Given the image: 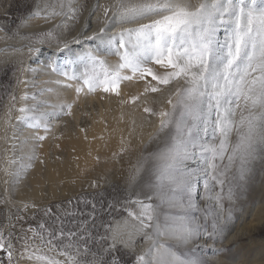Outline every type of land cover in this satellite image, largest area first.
<instances>
[{"label": "snow or ice", "instance_id": "obj_1", "mask_svg": "<svg viewBox=\"0 0 264 264\" xmlns=\"http://www.w3.org/2000/svg\"><path fill=\"white\" fill-rule=\"evenodd\" d=\"M76 3L77 0H53L42 10L38 7L29 18L43 16L47 22L59 16L61 24L66 25V22L77 18ZM97 7H100L99 0L90 14ZM103 15L105 26L100 27L99 34L94 32L83 39L100 40L109 51L115 48V54L119 55L117 64L107 66V62L99 59L92 49L72 52L71 44L81 43V33L71 42L58 44L59 52L69 53L65 58V70L60 71L57 58L50 59L49 66L66 80H83L89 92L99 88L104 93L119 96L122 81H142L143 91L132 96L130 102H136L149 93H159L163 86L173 81L184 80L187 87L176 89L172 94L175 101L172 96L167 100L170 110L155 112L150 106L143 108L145 113L160 117V131L170 130V143L153 154L156 165L153 179L149 181L150 189L165 199L171 208L182 210L186 207L185 199L189 206L191 204L192 179L197 172L203 173L205 194L209 198L210 181L223 189L221 177L226 175L227 168L236 159L240 161L238 179H243L246 164L254 155L257 143H264V112L259 115L252 112L257 106L264 108V0H198L195 4L192 0H115L113 5L104 6ZM109 20L120 24L149 22L123 28L108 37ZM61 24L39 34L37 42L43 44L58 40ZM221 29L224 30L223 40L218 38ZM39 51V48L29 46L30 53ZM150 64L159 65L163 71L154 70ZM74 65L83 66L86 71L80 76L69 72L68 68ZM97 66L103 69L102 79L96 73ZM81 90V87L76 88L77 93ZM67 108L70 115L71 105ZM19 111L26 114L31 109L21 107ZM237 111L240 113L238 120L235 118ZM25 119L34 118L25 116ZM209 130L213 140H219L218 144L201 140V133L206 136ZM233 130L238 140L231 145L229 152L228 138ZM44 138L38 137L39 140ZM197 151L203 167L192 171L182 167L183 161L196 158ZM226 154L228 165L222 169L217 161H223ZM140 171L138 167L130 182H135ZM232 197L231 188L227 197L221 191L216 197L217 206L222 210L223 200ZM132 203L139 205L140 210L133 212L127 209L128 216L136 220L138 226L134 232L128 233L127 240L114 235L105 247L108 238L102 236L99 238L101 248L93 251L87 246L92 237L82 235L83 227L79 231H65L61 225L59 230H51L41 223L37 230L41 244L57 249L58 255L65 259L43 255L35 258L45 264H120L119 257L113 255L117 244L122 243L127 248L134 242L135 235L143 234L151 243L135 257L134 264H204L195 253L181 252L164 241L174 240L181 245L203 235L213 242L223 240L231 217L229 210L221 222L219 213L214 212L212 230L208 232L206 227L203 230L196 227L187 212L169 213L161 220L151 203L141 200ZM12 248L0 233V253L7 254L8 264H12ZM89 254L92 257L90 261L80 259L81 255L87 257ZM0 264H3L2 259Z\"/></svg>", "mask_w": 264, "mask_h": 264}, {"label": "rangeland", "instance_id": "obj_2", "mask_svg": "<svg viewBox=\"0 0 264 264\" xmlns=\"http://www.w3.org/2000/svg\"><path fill=\"white\" fill-rule=\"evenodd\" d=\"M192 2L195 4L198 3V0H192ZM46 3H53V0H0V42H8L7 45L0 46V169L4 168L1 169L0 173L2 170H8L9 175L4 183L5 185H2L3 187L6 185L11 187L14 181V185H28L30 183L28 182L29 176L35 174V166L39 167L48 156H57L58 151L62 152L66 147L65 145L68 144L64 138L57 139L58 131L62 125H66L68 121H73L75 126L83 128L84 124L87 123H81L82 120L77 119L72 114L73 111L89 110L91 102L100 95L98 88L92 92H89L86 88L84 89L86 91L82 92H85L82 94L85 98L79 94L80 98L61 99L60 92L50 94L46 92V89L50 83L57 81L60 85H66L69 81L66 82L41 73V69L54 72L49 66V60L52 59L50 55L53 50L48 51L46 49V54H43L44 47L53 46L57 50L58 44L62 45L66 41H73L81 32H87L88 29L83 31V26L89 18H92L90 10L97 3V0H77L75 5L77 18L66 22V25L61 24L62 18L59 16L47 22L43 16L29 18L33 12L37 11L38 7L41 10L44 9ZM114 3L115 0H105L102 3L97 23L95 27L90 29L89 33L91 31V33H99L100 27L105 26L103 8ZM57 24H61L58 40L53 39L51 42L46 41L43 44L37 42L36 37L39 34L47 32ZM218 38L220 40L224 39L223 29L218 32ZM87 43L92 46V50L95 52L105 54L109 51L101 41L100 43L87 41ZM29 46L39 48V53H30ZM84 46L82 40L79 45L72 43V52H74V49ZM57 54L59 58L56 57L57 66L62 72L65 68V58L69 53H61L57 50ZM43 57L45 61L40 63L39 60ZM39 63L44 66L41 65L39 68ZM149 66L153 67L154 70L163 71L159 69V65L150 64ZM71 68L75 69L74 74L77 76L84 73V71L82 73L81 71L78 72L75 65ZM88 71H91V69H88ZM54 73L59 78L62 76L57 72ZM96 73L100 75L101 79L103 78V69L99 66L96 68ZM133 81V83H136L135 86L138 85L143 88V82ZM76 83L79 84V87L84 86L82 85L83 80L76 81ZM77 84L75 88L78 87ZM178 87H187L183 79L173 81L168 86H163V90L159 93H149L147 98L142 101L140 109L143 110L145 106H150L155 112L170 110L171 106L167 103V100ZM86 94H88L87 97ZM47 96L50 98H47ZM13 97H15V100H13ZM22 97H26V99H22ZM51 98L52 100H50ZM172 99L175 101V96H172ZM87 102L89 104H86ZM68 105H71L70 115L67 114ZM21 107H26L31 111L26 114L21 113L19 111ZM247 112L246 109L245 115H247ZM252 112L259 115L264 112V108L257 106L252 109ZM54 113H56L55 117H58L55 121L49 119ZM81 114L83 115V113ZM25 116L34 119L28 120L25 119ZM239 116L240 113L237 111L235 118L238 120ZM146 120L151 131L148 136L142 139L141 137L137 138L132 143L130 150L133 154L127 165H124L125 170L122 174L114 175L112 173L116 178L110 174L113 178L104 177L96 180L87 177L84 182L72 181L71 184H68L69 186L63 184L64 187H62V184H55L50 190L40 187L36 195H31L16 203L9 199V197L15 196L13 188L10 189L12 195L11 193L7 195L0 188V233H3L5 240L13 246L12 264H18L19 257H29V255L36 261L35 264H45L44 261L35 258L37 255L65 259L58 255L57 249H52L50 245L41 244L39 232L37 231L41 223L46 226V229L51 230H59L61 225H63L65 231H79L83 227L85 231L82 235L92 237L88 240L87 246L93 251L101 248L99 238L102 236L108 238L105 247L108 243H111V237L114 235L127 240L128 233L134 232L138 226V222L129 217L127 211V209H131L133 212L140 210L139 205L132 203L136 200L151 203L161 220L169 213L187 212L196 227L202 230L206 227L208 232L212 230L214 212L219 213L220 221L223 222L224 217L229 214L230 210L231 217L223 240L217 239L213 242L212 239H208L206 235H203L181 245H177L174 240L164 242L173 245L181 252L195 253V256L202 260L204 264H264V143H257L254 155L246 164L243 179H238L240 161L236 159L227 168L226 175L221 177L224 180L223 189L219 184L210 181L211 198L205 194V178L202 171L197 172L192 179L191 204L189 206V201L185 199L186 207L180 210L171 208L165 199H162L149 187V181L153 179V169L156 165L153 154L161 151L166 144L170 143V130L160 131L159 116L153 115L151 118L149 114ZM53 125L56 127L55 130ZM50 130H54L55 134H51ZM40 136L45 138L39 140L38 137ZM228 139L230 152L231 145H235L238 140L235 130L232 131ZM201 140L209 144L219 143L218 139L213 140L211 130L206 136L201 133ZM25 142H28V144ZM195 159L198 161L191 170L203 167L198 151ZM3 162L4 166H2ZM217 163L222 169L228 165L227 154L223 161H217ZM7 167L8 169H5ZM138 167L141 168L139 175L135 182H130V177L136 175ZM191 170L189 169V171ZM229 188L233 191V197L232 199L225 198L223 200V209L221 210L216 204V197L221 194V191L227 197ZM148 197H151V199L149 200ZM49 209H51V212H48ZM44 235L47 238V231L44 232ZM161 239L163 240V238ZM64 243L67 244L68 241L65 240ZM150 243L151 241L146 239L143 234L135 235L134 242L127 248L122 243H118L113 255L119 257L120 264H134L135 257L142 253ZM26 245L27 252H25ZM80 247L82 252L83 244ZM72 251L75 252V248ZM0 259L3 260V264H8L6 253H0ZM80 259L90 261L92 257L90 254L87 257L81 255Z\"/></svg>", "mask_w": 264, "mask_h": 264}, {"label": "bare ground", "instance_id": "obj_3", "mask_svg": "<svg viewBox=\"0 0 264 264\" xmlns=\"http://www.w3.org/2000/svg\"><path fill=\"white\" fill-rule=\"evenodd\" d=\"M104 2L105 0H101L99 2L100 7L96 8L95 12L91 14L92 18L91 19L89 18V20L86 21V23L83 26V31H86L88 29L87 32L84 33L81 32L83 33V35L80 36V39L82 40V42H84L85 46L82 48L74 49V52H78L83 49H92V46L88 44L87 40H84L83 37L91 36L93 34L91 33L92 31L90 33L89 31L91 28L95 27L97 23V17L101 13V8H102L101 5ZM148 22H149L148 20H144L133 24H120V23H112V21L109 20L108 24L110 25V27L108 28L107 36L111 37L113 35H116L123 28L137 27L140 23H148ZM95 41L100 43V40H95ZM7 43L8 42L6 41L0 42V46L7 45ZM46 49L48 51L53 50L50 55L52 58H56V57L58 58L56 48H54L53 46L44 47L43 54H46L47 52ZM96 53L99 59H102L107 62V66H112L119 62V55L115 54V49H113V51L111 52L108 51V53L105 54L103 53L101 54L99 52ZM44 61H45L44 57L39 60L40 63L41 62L43 63ZM40 63H39V68L41 67V65H43ZM75 67L78 70V72L81 71L82 73V71L84 72L86 71V69L83 66H75ZM64 70L65 68H63V71ZM68 71L74 74L75 69H72L70 67ZM41 73L42 75L54 76L57 79H62L63 81L66 82L69 81L66 80L63 75L60 78L57 75L55 76V73L48 69L47 70L41 69ZM76 81L77 80H71L66 85H60L57 83V81L54 83H50V85L46 89V92L50 94L60 92L61 94L60 97L61 99L64 100H69V98L74 99L76 97L80 98V96L85 98V96L82 95L85 92L84 93L82 92L86 91L84 89H86L87 87L81 86L82 89L81 92L77 93L75 90L76 89L75 85L77 84ZM133 82L134 81H122L120 88L121 94L119 96L111 93H104L102 90L98 88L100 97L98 96V98L94 99L93 102L90 101L91 104L89 105L90 106L89 110L88 109L83 111L74 110L72 114L80 121L82 120L81 123L84 122L87 123L84 124L85 126L83 128H81L80 126H75V123L73 121L72 122L68 121L66 125L65 124L62 125V127L58 131L57 139L64 138L68 142V144L65 145L66 147L62 152L58 151L57 156H53V157L48 156L46 157L44 162L40 164L39 167L38 166H35V168L33 167L35 170V171L33 170L35 174H31V176H29L30 178L28 182L30 183H28V185L26 186L14 185L15 182L14 181L11 187L7 185L3 187L2 185L5 183L9 175H8V170L5 171L2 170V172L0 173V188H2L4 193H6L7 195L11 193L10 189L13 188V190H15V196L9 197V199L16 203L24 200L25 198L30 197L31 195L33 196L34 194L36 195L40 187H45L50 190V188L55 184H62V187H64L63 184L68 185L69 183L71 184L72 181L84 182L85 181L84 179L87 177L98 180L99 178L112 177L115 174H122V172L125 170L124 165H127L130 157L133 154V152L130 150L132 143L135 141V139L137 140V138L139 139L141 137L142 139L143 137L148 136V133L151 131L150 127L148 126L149 124L147 125L148 121L146 120L149 114L145 113L142 109H140L142 101L147 98L148 94L141 96L140 99L136 102H130L132 96L138 95L143 91V88H141V86L138 85L135 86L136 83ZM77 86L79 87V84H77ZM87 95L88 94H86V97ZM47 98L50 97L47 96ZM50 100H52V98ZM86 104L89 103L87 102ZM81 113H83V115ZM55 115L56 113L52 114L51 117H49V119H53V121L57 120L58 117H55ZM152 116L153 115H151V118ZM55 129L56 127H54V130ZM54 130H50L52 132L51 134H55ZM25 143L28 144V142ZM197 161L198 160L196 159L194 160V158H191L186 162H184L182 167L186 168L187 170L189 169L191 170L192 167L196 165ZM4 162L2 163V166H4ZM1 169L4 168L2 167ZM5 169H8V167ZM110 174H112V176H110ZM46 197L48 198V196ZM18 262H19L18 264H35L36 261L33 258H29L28 256H23L18 258Z\"/></svg>", "mask_w": 264, "mask_h": 264}]
</instances>
